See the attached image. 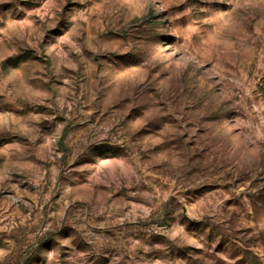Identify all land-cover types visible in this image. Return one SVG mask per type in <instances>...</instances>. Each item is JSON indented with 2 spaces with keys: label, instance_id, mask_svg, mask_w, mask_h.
<instances>
[{
  "label": "rangeland",
  "instance_id": "rangeland-1",
  "mask_svg": "<svg viewBox=\"0 0 264 264\" xmlns=\"http://www.w3.org/2000/svg\"><path fill=\"white\" fill-rule=\"evenodd\" d=\"M0 264H264V0H0Z\"/></svg>",
  "mask_w": 264,
  "mask_h": 264
}]
</instances>
